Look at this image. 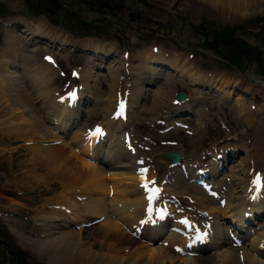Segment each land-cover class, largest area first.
<instances>
[{
  "label": "bare ground",
  "instance_id": "1",
  "mask_svg": "<svg viewBox=\"0 0 264 264\" xmlns=\"http://www.w3.org/2000/svg\"><path fill=\"white\" fill-rule=\"evenodd\" d=\"M199 1L217 10V15L222 19L230 17L227 14L233 10L245 15L244 13L247 11L258 9L264 3V0ZM6 21L4 25L10 32L6 35V42L4 41L5 44H8L7 49H3L0 53V134H8L9 137L11 135L14 141L19 140L21 147L26 148L24 151L27 152L30 163L33 162L32 169L29 170L31 175L33 174L32 177L34 176L37 181L43 179V183L49 181L51 177L57 179L56 181L63 188L64 195L67 198H72H70L71 204L67 205L70 209L67 214L55 210L52 208L53 206L49 212H35L31 218L33 221L30 227L31 232L25 231L26 236L23 232H19L18 228L9 227L10 233L20 240L19 243L25 244L26 247L31 244L30 247L34 248L38 255L46 257L47 264H264V218L260 225L254 229H251L250 224L243 228L244 223H247L245 219L243 220L245 213L258 216L264 210V196H262L264 190L260 194L261 196L255 197L256 194H253V201L249 200L248 192V187L251 192L253 191V185L251 186L250 179H248L250 167L258 169L256 167L259 162L264 164V146H262L264 144V121L254 122L255 128L250 133L251 137L239 136L234 139V144L209 147L202 153L200 151L196 153L194 149L189 152L188 160L184 161V156L179 151L181 160L173 168L169 167L171 162L167 157H164L165 152L156 151V154L148 160V157L144 156L142 148L147 145L146 138L136 140V136L131 130V123L140 118L137 117L138 111H142L140 102L144 97V92L148 90V85H155L151 92V99L154 103L153 111L148 113L151 120L141 118L146 122L149 121L146 125L148 128L152 123L154 125L157 122L154 117L158 111L157 107L165 108L167 112L171 106L172 109L168 112L175 113L177 111L178 117L183 118L185 111L192 113L194 117L197 116L196 122L200 127L202 118H209L204 114V108L199 109L189 100L180 104L179 102L182 101L180 98L177 99L176 106L171 104L176 98L171 94L174 78L185 81L187 85L207 80L212 91L218 96L219 102H222L224 97L231 99L234 96V102L241 101V95L239 92L234 93L231 82H228L230 88L223 91L222 86L219 88V85L214 84L215 79H209L208 76L201 78L196 71L189 70V66L185 63L179 64V60L175 58L164 59L163 56L159 57L158 53L153 55L151 51L155 47L150 45L149 53L145 54L147 58L140 59L136 68H133V63L130 68L126 67L129 83L133 86L126 98L128 101L126 122H117L111 117L117 103L116 96L111 93L105 96L102 94L96 96L95 85L91 86L89 82L95 81V75L115 80L116 73L120 69L124 70L121 66L123 65L122 58H120L121 53L117 57L113 55L115 59H109L110 48H105L99 42L88 39L72 40L68 34L51 29L41 18L33 19L32 22H27L24 19L14 21L13 18L6 19ZM16 25L23 27L22 30H14ZM40 42H43L44 47H53L63 52H66L67 49L69 52H74L76 48L84 50L88 62L83 68H79L78 81L82 88L79 91V96L82 97L80 99L83 102L82 105H85L83 113H87L90 102L99 105L98 109L102 112L100 125L103 126L106 133L101 143L95 145L91 139L83 141L82 133L85 134L86 130L91 128L85 129L86 126L83 125L79 127L80 109H78L77 102L68 106L66 100L61 102L60 99L57 100L58 95H63L67 90L62 93L55 88V72L50 68L51 64L49 66L46 63L37 64L18 52L19 47L23 45L34 50ZM25 73L28 74L26 76L28 81L37 82L40 86L37 85L36 88L33 86L31 101L26 93L27 88L24 90V86L15 87L14 85L20 78H24ZM261 94L262 103H254V106L252 104L249 106V108L252 106L251 108L256 111V114L264 108V93ZM6 101L9 104H6ZM31 104L38 106L37 114L34 113L35 106L33 107ZM7 106L10 107L9 111H4ZM250 117L251 115L248 116V118ZM239 119L241 124H244V129H250L251 126L247 124L249 121H244V115ZM153 127L158 134H165L166 130H162L161 125L155 124ZM125 129L133 135L130 134L132 139L134 137L135 145H131L134 153L121 147L123 145L121 137ZM194 131L189 132L190 136L194 135ZM246 134L249 135L245 131L244 135ZM248 138L250 142L249 145H246L245 140ZM196 139L193 141L194 143H191L194 146H197L201 141V135H198ZM216 155L220 156L219 160L216 159ZM203 156L206 157V162L202 160ZM228 157L237 159L230 163L228 171L222 172V179L228 180L227 184L224 185L223 181L214 183L207 180V177L215 175L218 166L224 164ZM4 160V162L7 161ZM135 160H142L144 163L142 166L147 165L146 174H137ZM150 162L151 164H149ZM158 162H164L165 166L167 165L163 175L165 184L157 183L155 169ZM23 164L25 165V163ZM199 168L204 170L203 175L205 176L198 184L202 188L185 182V176L197 172ZM24 175H28V173ZM140 177L143 178V182H139ZM63 180L67 181L68 185ZM148 184L157 185L161 191L168 192L169 197L178 203L181 201L183 207L181 205L179 212L176 213L177 216L173 217L175 220L170 214L162 223H159V226L151 227L145 223L146 227L136 232L139 218H141V214L143 216V209L146 206L145 195L141 188ZM207 184L211 185L210 188L203 190ZM189 188L193 192H187ZM75 191H78L77 194ZM109 191L112 193V195L110 194L112 198L108 194ZM104 194L106 195L104 196ZM162 196H160L161 201L169 200ZM16 199L12 200L13 203L16 202ZM221 201H223L222 204H220ZM169 206L173 210L171 203ZM23 208L27 210L25 206ZM95 218L102 220L89 228H97L101 240L85 246L81 243L83 240L81 231L84 229L78 228L79 231L74 232L71 229V224L90 222ZM251 219L253 220V217ZM160 226L162 228L170 226V228L166 237L158 240L159 236H156V230ZM195 230H199L200 233L207 231L210 234L209 241L205 242L207 244L195 246L193 240L192 244L194 245L191 250H188V252H193L192 257L180 256L175 253L173 250L175 247H185L186 243L192 245L190 237L194 235ZM37 236L38 239L35 238ZM107 237L113 238V242H111L112 240L107 241ZM125 242L128 245H123ZM184 251L187 250L184 248Z\"/></svg>",
  "mask_w": 264,
  "mask_h": 264
},
{
  "label": "rangeland",
  "instance_id": "2",
  "mask_svg": "<svg viewBox=\"0 0 264 264\" xmlns=\"http://www.w3.org/2000/svg\"><path fill=\"white\" fill-rule=\"evenodd\" d=\"M37 1L48 4V14L46 12H36L35 9L37 8H31V4H36ZM259 8L249 10L244 13L245 15L233 10V12L231 11V13L227 14L230 17L222 19L217 15V10L199 0H0V21L2 20L0 22V53L3 49H7L8 44H5L6 35L10 32L8 28L2 25L3 21L7 22L6 19L13 18L14 21L24 19L27 22H32L34 18H41L45 20L44 22L51 29H57L61 33L68 34L72 40L88 39L89 41L99 42L105 48H110L113 59H115L113 55L117 57L121 51L126 52L127 59L123 60V62L126 63L128 68H130L132 63L133 68H136L140 59L147 58L145 54L149 53L150 45H152L157 48L159 57L163 56L164 59L168 58L171 60L175 58L179 60V64L185 63V65L189 66V70L196 71L201 78L208 76L209 79H215L216 82L214 81V84L219 85V88L223 87V91L230 88L228 82H231L234 93L239 92L241 95V101L234 102V96L231 99L224 97L223 101L219 102L218 96L212 91L211 85H209L207 80L194 85H187L185 81L174 78L171 85V94L173 96L183 95V101L189 100L194 106L197 105L199 109L204 108V114L209 117L206 119L203 117L201 120L202 126L198 130L201 135V141H199L197 146H194L191 143L197 140L198 135L192 139L188 134L184 135L177 129L173 132H167L161 137L154 136L152 141H156L155 147L151 149L149 147V150L146 149L145 155L151 158L156 154V151L166 152L178 148L182 151L184 159L188 160L189 152L194 149L196 153L198 151L204 152L209 147L234 144V139L239 138V136L244 138L245 136L251 137L250 133L255 128L254 122L264 121V108L260 109L257 114L251 108L254 103H262L261 93H264V3ZM37 11L39 10L37 9ZM14 30L18 31V28L15 27ZM204 41L210 45L206 46ZM41 43H38L34 50L23 45L19 47L18 52H22L30 61L37 62V64L43 63L40 58L45 53L51 54L59 62V68L54 75L55 88L57 90H65L70 83L68 79L69 71L67 70L71 67L78 66L82 68V66H85L86 62H88L86 54L84 52H69L68 50L63 52L53 47H44ZM222 51L224 53H221ZM229 51L232 52L230 56L235 62H231L230 59L232 58L228 56ZM58 70L64 71V74L60 76ZM237 70L242 71L243 75L241 76ZM122 73L121 69L116 73L118 80L117 77L115 80H109L106 77L97 76L95 81L90 82L91 86L100 85L95 95L98 96L102 93L105 96L111 93L116 96V89L119 86L117 84H126L125 80H120ZM27 75L25 73V76L23 75L24 78L21 76V81L19 79L17 83L15 82V87L22 85L24 90L27 88L26 93L31 101L33 86L36 88L39 83L28 81L26 79ZM154 86L152 84L147 87L148 90L144 92V97L140 102L142 111H138L137 115L140 118L131 123L138 139L151 132L146 125L151 120L148 113L153 111L154 103L151 99V92ZM121 90L123 91L124 89ZM203 98H206V100H203ZM6 104H9V102L6 101ZM95 104V102L92 103L87 113L80 115V119L78 118L79 127L81 125L90 126L92 123L100 122L102 112L98 109L99 105ZM250 104L252 106L249 108ZM31 105L35 106L34 104ZM3 106L5 105L3 104ZM34 108V113L37 114L38 106ZM157 108L158 111L164 110L160 107ZM9 109L10 107L7 106L4 111H9ZM242 114L244 115V121H249L247 124L251 126L250 129H244V124H241L239 118L243 117ZM249 115H251L250 118H248ZM175 116L177 115L171 114L168 118L154 117H156V120L163 119L164 122L169 123L175 119ZM143 117L148 118L149 121L141 120ZM196 117L191 114H185L183 118L180 117L178 119H184L185 125L196 130L198 127ZM245 131L249 135H244ZM3 135L0 134V154L3 152L0 155V264H47L46 257L38 255L35 249L30 247L31 244L26 247L25 244L19 243L20 240L13 233H10L9 227L18 228L19 232L25 234V231L27 232L31 227L33 221L30 219L35 212H49L52 206L54 208L68 209L69 206L67 205L71 204L70 200L72 198H67L64 195L62 192L63 188L56 181L57 179L51 177L49 181L43 183V179L39 180V182L34 176L32 177L33 174L31 175L29 170L32 169L31 165H33V162L31 161L30 163L29 161L30 158H28L27 152L24 151L26 148L21 147L19 140L14 141L11 135L10 137L8 134ZM161 141H167L165 146H163V143L160 144ZM171 141H177L176 146H173ZM245 142L246 145H249L250 139H246ZM2 158L7 161L4 162L5 160H2ZM231 160L235 159L231 158L229 162L224 164V170L220 171L219 176L217 175L213 182L221 183L223 181L224 185L227 184L228 180L222 179L221 172L228 171ZM27 162L28 164H26ZM263 166L264 164L260 163L256 168L262 172ZM164 169V162L156 164L155 171L158 173L159 181L164 175ZM23 173H28V175ZM26 176L29 177L27 178ZM105 178L106 180L108 179L107 176ZM64 183L68 185L67 181ZM27 186L29 187L28 189L25 188ZM190 189H187V192L191 191ZM42 194L44 195L42 196ZM108 194L112 198L111 191ZM14 197L15 199L18 197L15 203H13L15 201ZM7 198L8 200H6ZM24 206L27 210L23 208ZM28 218H30L29 221ZM263 218L264 216L260 217L259 222ZM80 229H84L81 231V239L84 242L82 240L81 243L85 246L101 240L97 228H88V231L87 227ZM72 230L74 232L79 231L77 228ZM35 238L38 239L39 237ZM109 238L107 237V241L112 240L111 242H113L114 239ZM126 244L125 242L123 245ZM9 249L14 251V253L10 254Z\"/></svg>",
  "mask_w": 264,
  "mask_h": 264
},
{
  "label": "water",
  "instance_id": "3",
  "mask_svg": "<svg viewBox=\"0 0 264 264\" xmlns=\"http://www.w3.org/2000/svg\"><path fill=\"white\" fill-rule=\"evenodd\" d=\"M175 97L177 99L178 98H180V99L184 98L183 95H181V94H178L177 96L175 95ZM163 155H164V157H167L170 160V162L175 163V164H177V162H179L181 160V156L179 154V151H177V152H166Z\"/></svg>",
  "mask_w": 264,
  "mask_h": 264
},
{
  "label": "trees",
  "instance_id": "4",
  "mask_svg": "<svg viewBox=\"0 0 264 264\" xmlns=\"http://www.w3.org/2000/svg\"><path fill=\"white\" fill-rule=\"evenodd\" d=\"M31 6H32L34 9L37 8L40 12L43 10V8H45V7H43L42 2H40V1H39V2L37 1L36 4H35V3H32ZM37 9H35V10L37 11ZM204 43H205L206 46H209V45H210L209 43H207V42H205V41H204ZM221 53H224V52L222 51ZM221 53H220V54H221ZM228 53H229L228 56L232 55V52L229 51ZM230 57H231V56H230ZM231 58H232V57H231ZM230 60H231V62H232V61L235 62V61L233 60V58L230 59Z\"/></svg>",
  "mask_w": 264,
  "mask_h": 264
},
{
  "label": "flooded vegetation",
  "instance_id": "5",
  "mask_svg": "<svg viewBox=\"0 0 264 264\" xmlns=\"http://www.w3.org/2000/svg\"><path fill=\"white\" fill-rule=\"evenodd\" d=\"M43 6L45 7V9H48V4L45 3V5L43 4Z\"/></svg>",
  "mask_w": 264,
  "mask_h": 264
}]
</instances>
